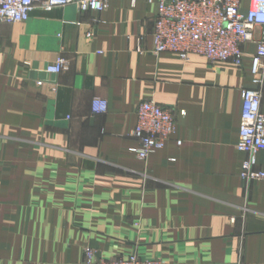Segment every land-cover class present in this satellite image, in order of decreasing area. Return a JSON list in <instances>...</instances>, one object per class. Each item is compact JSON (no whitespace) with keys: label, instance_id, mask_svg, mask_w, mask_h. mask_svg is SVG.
<instances>
[{"label":"crops","instance_id":"obj_1","mask_svg":"<svg viewBox=\"0 0 264 264\" xmlns=\"http://www.w3.org/2000/svg\"><path fill=\"white\" fill-rule=\"evenodd\" d=\"M155 16L148 0L37 4L0 27V264H87L86 246L99 259L264 264V178L241 177L236 147L256 45L241 64L155 54ZM145 99L171 109L177 129L141 159Z\"/></svg>","mask_w":264,"mask_h":264},{"label":"built area","instance_id":"obj_2","mask_svg":"<svg viewBox=\"0 0 264 264\" xmlns=\"http://www.w3.org/2000/svg\"><path fill=\"white\" fill-rule=\"evenodd\" d=\"M110 0H0V27L4 23L25 22L34 7L43 8L76 4L81 12L104 10ZM135 2L136 0H132ZM156 7L153 41L155 54L168 52L182 59L191 54L205 56L211 62L232 60L241 64L244 46L253 42L251 56L252 81L255 88L242 91L240 137L237 149L246 153L241 177L250 182L264 178L257 170V152L264 150V112L261 110L264 86V0H148ZM89 36L93 32L88 33ZM64 57L47 67L58 73ZM105 100L95 99L93 111L104 113ZM181 114H185L181 110ZM137 124L133 132L138 145L133 151L141 159L163 148L176 133L177 125L171 109L154 99L142 100L136 109ZM181 144V140H178ZM88 264H165L160 259L143 258L135 254L119 258L96 259L88 251ZM230 264H240L238 261Z\"/></svg>","mask_w":264,"mask_h":264},{"label":"rangeland","instance_id":"obj_3","mask_svg":"<svg viewBox=\"0 0 264 264\" xmlns=\"http://www.w3.org/2000/svg\"><path fill=\"white\" fill-rule=\"evenodd\" d=\"M91 250L94 252L95 258L99 259V258H97L96 250L93 247H91V246H86L84 248V255H85V261H86L87 264H88V255H87V253H88V251H91Z\"/></svg>","mask_w":264,"mask_h":264}]
</instances>
